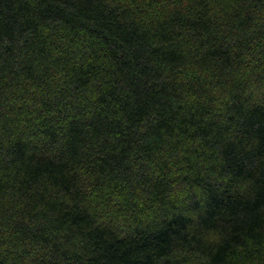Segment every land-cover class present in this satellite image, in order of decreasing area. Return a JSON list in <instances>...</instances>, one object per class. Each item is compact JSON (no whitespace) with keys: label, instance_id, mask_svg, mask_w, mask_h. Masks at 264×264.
Segmentation results:
<instances>
[{"label":"trees","instance_id":"trees-1","mask_svg":"<svg viewBox=\"0 0 264 264\" xmlns=\"http://www.w3.org/2000/svg\"><path fill=\"white\" fill-rule=\"evenodd\" d=\"M0 264H264V0H0Z\"/></svg>","mask_w":264,"mask_h":264}]
</instances>
